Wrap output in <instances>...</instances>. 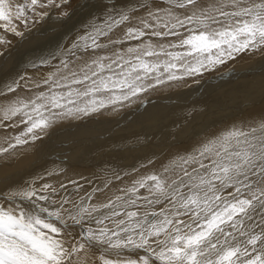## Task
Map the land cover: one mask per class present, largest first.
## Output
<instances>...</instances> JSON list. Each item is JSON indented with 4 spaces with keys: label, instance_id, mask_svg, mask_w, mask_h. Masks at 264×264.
Listing matches in <instances>:
<instances>
[{
    "label": "snow or ice",
    "instance_id": "6c2138e0",
    "mask_svg": "<svg viewBox=\"0 0 264 264\" xmlns=\"http://www.w3.org/2000/svg\"><path fill=\"white\" fill-rule=\"evenodd\" d=\"M159 2L166 6L154 7L155 0L120 6L114 0L102 23H93L69 49L73 56L92 50L89 61L76 70L62 59V67L44 81L47 91L0 106V126L14 118L25 125L0 154L35 142L60 120L122 105L160 85L203 75L242 53L264 52V0ZM49 6H58L56 0H0V22L6 31L22 35L15 21L27 27L28 13L46 15L36 9ZM140 9L144 15L134 16ZM132 20L137 24L126 27L121 38H110ZM102 37L108 43H100ZM131 40L140 43L96 54ZM0 43L7 41L0 37ZM18 87L15 81L6 84L0 95ZM39 179L0 194V264H92L74 258L87 257L92 248L101 251L100 264H264V120L224 130L103 203H92L100 188L78 201L67 195L53 199L59 190L48 183L37 187ZM110 183L105 181V188ZM60 188L67 192L64 184ZM85 222L100 227H88L83 242L64 239L67 229ZM124 250L136 255L123 256Z\"/></svg>",
    "mask_w": 264,
    "mask_h": 264
},
{
    "label": "bare ground",
    "instance_id": "6f19581e",
    "mask_svg": "<svg viewBox=\"0 0 264 264\" xmlns=\"http://www.w3.org/2000/svg\"><path fill=\"white\" fill-rule=\"evenodd\" d=\"M60 1L64 2V0H56V3ZM14 2L23 3L24 0H14ZM41 2L46 3V0H41ZM118 3L120 6H126L129 3H137V0H118ZM111 5L113 3L108 4L107 0L106 4L101 0H72L68 5L60 8L37 7L36 13H46V15L28 13L31 19L25 28L23 22L15 21L17 30L22 35L6 31L3 27L4 22H0V37L7 41V43H0V89L13 81L19 84L15 92L0 95V106L6 105L17 97L27 99L38 92L47 91L48 85L44 81L51 73L56 72L57 66L62 67V59L67 58L72 61L69 67L76 70L79 65L89 61L93 55L92 50L76 51L73 56L68 54L69 49H72L79 37L91 30L90 26L93 23H102L106 10H110ZM153 6L165 7L166 5L155 0ZM70 7L74 9L67 17L66 15L64 17L63 14ZM133 15H144V10L140 9ZM60 24L63 27L56 28ZM136 24L137 21L132 20L131 24L121 25L110 34V38L112 40L121 38L126 27ZM51 25L56 29L49 30L53 27ZM33 30L37 31V38L33 37ZM108 39V37H102L100 43H108ZM152 39L154 43L157 41L155 37ZM60 42L59 48L61 49L54 53L53 48ZM139 43L140 41L137 40L125 41L123 44L110 45L107 49H98L96 54L111 55L116 50L123 52L127 47ZM41 51L45 57L37 55ZM43 59L50 62L40 63ZM232 66L235 68L229 70L234 74H223ZM252 70L255 71L251 74L252 76L245 78H242V75L237 76ZM67 71L65 69L64 73ZM226 76L235 78L228 80L227 84L224 81L225 86L218 87V90L211 89L216 84L218 86V83H221L224 77L226 79ZM239 89L247 92L257 91V93L249 96V105L241 106L242 110L227 114V110L222 109L224 111H221L226 112V115L219 118V107L222 108L219 106L220 102ZM204 90L207 91L203 94L205 96L203 99L181 104V100L185 97L197 96ZM133 101L137 107L134 105L135 108L131 113L127 111L126 105ZM164 101L167 102L163 103ZM176 101H180L178 103L181 105L173 108L174 114L161 116V119L156 121L149 119L155 112L159 113L167 108L161 107L176 103ZM211 107H216V110H210ZM103 112L105 114L101 116ZM148 114L150 116L145 118ZM17 120L18 118L12 121H2L0 147L7 148L9 143H15L13 137L25 128L24 124H17ZM198 120L202 126L195 124ZM261 120H264V52L242 53L236 59L219 65L214 70L204 72L203 75L188 77L178 83L169 82L166 85H160L132 98L131 101L123 102L122 105L111 106L91 115L60 120L35 142L30 141L28 144L17 146L7 153L0 154V194L21 185L26 186L24 182L35 177H43L36 181V186L48 183L58 189V193L53 194V199L59 200L67 195L78 201L81 196L92 192L93 188H100L103 191L95 194L92 203H103L115 194H120L118 189L131 185L140 176L161 172L164 165L190 152L194 147L219 135L224 130L232 126L255 125ZM152 140H155V144ZM81 154L84 157L79 159ZM49 172L53 174L48 175ZM117 176L120 179H117ZM109 180L111 183L105 188V181ZM72 181L76 184H72ZM61 184L67 187V192L60 188ZM77 187L79 190L74 191ZM140 193L145 194L143 189ZM2 200L0 198V201ZM24 203L27 204L26 201ZM156 207L159 209L162 205ZM88 227L96 229L100 226L85 222L82 226L75 225L67 229L63 237L70 242H83L86 238L83 233ZM101 254L98 248H92L88 250L87 257L81 253L74 258L100 264ZM103 254L112 258L111 253ZM122 255L134 257L136 253L124 250Z\"/></svg>",
    "mask_w": 264,
    "mask_h": 264
},
{
    "label": "rangeland",
    "instance_id": "374dc122",
    "mask_svg": "<svg viewBox=\"0 0 264 264\" xmlns=\"http://www.w3.org/2000/svg\"><path fill=\"white\" fill-rule=\"evenodd\" d=\"M22 1V0H21ZM72 0H64V2H62V1H60L59 3H57L58 4V6H55L56 8H60L61 6H66V5H68L69 4V2H71ZM104 4H106V0H101ZM105 1V2H104ZM111 1V0H110ZM109 0H107V2H108V4L109 3H114V1L112 2H110ZM62 2V3H61ZM76 2V1H75ZM60 4V5H59ZM74 9V7H70V8H68V10L65 12V14H63V16L65 17V15H66V17L68 16V14L72 11ZM61 15V14H60ZM51 26H53V25H51ZM63 26H62V24H60L59 26H57L56 28H59V29H61ZM24 28H25V26H24ZM56 28H54V26L53 27H50V29L49 30H51V29H56ZM67 28V27H66ZM37 31L36 30H33L32 31V35H33V37H36L37 38ZM30 34V33H29ZM31 35V34H30ZM52 36V35H51ZM60 44H61V42L58 44V45H56L54 48H53V50H54V53H56V52H58L61 48H59V46H60ZM38 56H41V55H44V57H45V54L41 51L39 54H37ZM44 60V59H43ZM41 63V62H40ZM230 68H235L234 66H232V67H229L228 69H226L224 72H223V74H226V75H230V74H234V73H232L231 72V70H229ZM259 70H262V69H259ZM228 71V72H227ZM258 71V70H257ZM250 73V74H249ZM253 73H255V71L254 70H252V71H250V72H248V71H246L245 73H242V74H239V75H237V76H241L242 75V78H245L246 76L248 77V76H252L251 74H253ZM218 74V73H217ZM236 74H238V73H236ZM218 76H219V74H218ZM224 76V75H223ZM222 76V77H223ZM231 77V78H230ZM229 78H228V76H226V79H225V77L222 79V81H221V83H218V86H217V84L214 86V87H211V89L212 90H218L219 88L218 87H223V86H225L224 85V83L225 84H227V82H228V80L229 81H231V79H233V78H235L234 76H230ZM225 81V82H224ZM221 84V85H220ZM223 84V85H222ZM218 88V89H217ZM211 89H207V90H211ZM207 90H204V92H201V93H199V95H197V96H195V95H193V96H190V97H185V99H182L181 100V104L182 103H186V102H194V101H198V100H201V99H203V97H205V96H203V94L205 93V91H207ZM228 91V90H227ZM250 92V93H249ZM249 92H247V91H243L242 89L240 90L239 89V91H237L236 93H234V94H232L231 96H229V98H228V96H227V99L225 100H222L220 103V105L219 106H221L222 108H220L219 106H217V107H219V110H220V112H219V114H220V116H219V118L220 117H222V115H226V112H222V111H224V110H227V114H230L231 112H235V111H240V110H242L243 108L241 107V106H245L246 107V105L248 106L249 105V96H252V95H254V94H256L257 93V91H249ZM228 92H226V94H227ZM245 93V94H244ZM247 93V94H246ZM225 93H224V96L226 95ZM228 94H230V93H228ZM240 94V95H239ZM242 94H244V95H242ZM242 95V96H241ZM246 95H247V97H246ZM262 97V96H261ZM261 97H259V98H261ZM198 98V99H197ZM248 98V99H247ZM258 98V99H259ZM239 99V100H238ZM245 99H247V100H245ZM188 100H190V101H188ZM194 100V101H193ZM229 100V101H228ZM236 100V101H235ZM185 101V102H184ZM241 101V102H240ZM165 102H167V101H164L163 103H165ZM178 102H180V101H176V103L174 102V103H170V104H166V106L165 107H161V108H166V110H164V111H159V113H158V111L157 112H155V114L153 115V116H150L149 114L147 115V116H145V118H148L149 116V119H155V121L156 120H159V119H161V116L162 117H164V116H166V115H168V114H170V113H172V114H174V111H173V108H175L177 105H181L180 103H178ZM232 102V103H231ZM244 102V103H243ZM224 103H226V104H224ZM233 103H235V104H233ZM237 103V104H236ZM240 103H243V104H240ZM232 104V105H231ZM134 105H135V107H137V105L134 103V101L133 102H129V103H127V105H126V108H127V111L128 112H131L132 113V111H133V109L135 108L134 107ZM240 105V106H239ZM149 106V105H148ZM172 107V108H171ZM132 108V109H131ZM160 108V109H161ZM222 109H224V110H222ZM112 110H114V109H112ZM159 110V109H158ZM210 110H216V107H211L210 108ZM222 110V111H221ZM135 113V111L133 112V114ZM158 113V114H157ZM104 114H105V112H103L102 114H101V116H104ZM164 114V115H163ZM130 115V114H129ZM156 115V116H155ZM132 120V119H131ZM131 120H130V122H131ZM200 120H206V119H200ZM195 124H198V125H201L202 126V124L200 123V121L198 120V121H196V123ZM130 126H131V124H129ZM192 129V128H191ZM190 129V130H191ZM102 131V130H101ZM192 131H193V129H192ZM102 132H105V131H102ZM183 134H184V132H182ZM181 133V134H182ZM76 136H78V135H76ZM80 136V135H79ZM81 136H84V135H81ZM46 142V141H45ZM155 142V140L153 141L152 140V143H154ZM155 144V143H154ZM86 153V152H85ZM90 152H87L86 154H89ZM84 156L81 154V157L79 158V159H82ZM44 161V160H43ZM43 161L41 162V163H43ZM45 162V161H44ZM0 198L1 199H3V195H0Z\"/></svg>",
    "mask_w": 264,
    "mask_h": 264
}]
</instances>
